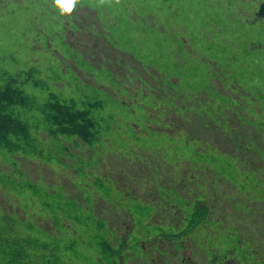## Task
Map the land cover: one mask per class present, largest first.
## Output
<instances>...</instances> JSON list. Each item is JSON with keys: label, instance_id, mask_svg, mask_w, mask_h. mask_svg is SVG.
I'll use <instances>...</instances> for the list:
<instances>
[{"label": "trees", "instance_id": "16d2710c", "mask_svg": "<svg viewBox=\"0 0 264 264\" xmlns=\"http://www.w3.org/2000/svg\"><path fill=\"white\" fill-rule=\"evenodd\" d=\"M30 1L0 0V34L9 33L0 37V186L20 200L23 215L0 226V264H220L234 258L232 251L264 264V205L256 200L263 194L253 193V175L264 183V167L252 168L256 158L264 163V0H76L68 16L55 0ZM119 9L122 16L109 23ZM159 10L164 14L153 23L149 16ZM116 23L125 27L119 43L104 33ZM134 32L146 38L143 49L130 41ZM114 44L131 57L128 70V60L118 65L109 49L112 61H96L94 53L105 47L117 53ZM64 58L76 60L75 69ZM85 66L98 76H88ZM89 77L97 85L83 79ZM46 146L57 148L55 157L39 153ZM90 159L88 173L82 165ZM232 159L240 165L241 190L230 189L245 194V203L217 188L228 178L216 162L232 169ZM32 160L52 172L74 171L110 202L128 188L134 216L151 207L143 218L153 217L158 232L134 238L132 246L126 240L133 228L127 239L117 230L122 215L95 216L92 193L83 197L86 206L67 198L70 178L31 180L20 165ZM101 162L110 168L104 176ZM29 205L40 212L29 217ZM0 207V219H8L13 210ZM57 224L67 233L58 235ZM215 227L228 238L222 253ZM226 227L235 229L232 235ZM208 228L213 253L206 257Z\"/></svg>", "mask_w": 264, "mask_h": 264}, {"label": "rangeland", "instance_id": "374dc122", "mask_svg": "<svg viewBox=\"0 0 264 264\" xmlns=\"http://www.w3.org/2000/svg\"><path fill=\"white\" fill-rule=\"evenodd\" d=\"M25 1H26V3L27 2H29V3L31 2L30 0H25ZM194 1H199V0H194ZM199 10H200V7H199ZM143 12H145V11H143ZM188 12L189 11L185 9L182 12V17L185 18V15ZM162 14H164L163 11H160V10L158 12L154 11V12H152L150 14L149 17L153 20V23H155V20L159 19L158 17H161ZM130 15H132V12H129V16ZM121 16H122V9H119L118 11H114L110 15V17H109V23H111V22L114 23L115 22V19L118 18V17H121ZM175 16H176L175 21H177L176 23L180 22L181 21V18H179V14L176 13ZM176 23H174V24H176ZM124 28L125 27L123 25H121L120 23H116V25L115 24H112L109 28H105L104 29V33L108 34L109 32H111L112 36L114 37L112 40H114V41H116V42L119 43V40H121L122 35L124 33V31H123ZM139 33H135V32L134 33H129L130 41H132L134 43V48L139 47V48H142L143 49L146 38L143 37ZM204 35H205L204 37H206V39H207V37L209 38L208 33L206 31L204 32ZM0 37L9 38V33L8 32H2L0 34ZM217 37L220 38V39H222L223 38V34L221 33V34L217 35ZM201 40L204 41L203 39H201ZM2 42H4V41H2ZM56 43L59 44V45H61V43L59 41H56ZM109 43H111V41ZM114 45L117 46V48H113V49H115L117 51V55L120 56V54H121V55H124L125 56V57H121V59L119 60V64L122 63L124 61V59L126 58L128 60V64H126V67L125 68H126V70H128V68L131 67L130 66V58L131 57L127 56L128 53L123 52V49H118V48H123L122 46H119V44H114ZM105 49H109L112 52L113 56L116 53L114 50L110 49V47H105ZM119 52H120V54H119ZM96 53L97 52L94 53V56H95L96 61H98L97 58H98V54L99 53L97 55H96ZM64 60H66V62L68 63V65H69L70 68L75 69L74 62L77 63V61L75 59H74L75 61L73 60L74 62H72V61H70V60H68L66 58H64ZM84 68H85L88 76L89 75H93V77L98 76V73H96L95 71H93L91 67L85 66ZM120 70L123 71V72L126 71V70H122V69H120ZM89 78H91V77H89ZM83 79L85 81H87V82H92V83H93V79L98 80L97 78H91L89 80H86L85 78H83ZM93 84L97 85L95 82ZM98 87H101V88L105 89L107 91V94H114V93L117 92L116 89L111 88V87L106 88V86H104V85H98ZM100 91L101 92H104L102 90H100ZM121 100H123V99H121ZM263 143H264V141H263ZM216 147L218 149V145H216ZM262 147H263V152H264V144L262 145ZM42 150H43V152H40L38 150L39 153H41L42 155L48 157V155L51 154V156L55 157L53 152L55 150L57 151V148H55L53 146H51V147L46 146V148H43ZM72 151L77 152L74 149H72ZM77 153L81 157H83L84 160H89V157L91 158V156L89 155V152L86 151V150L85 151H81V152H77ZM124 158L125 157H123V163L124 164H125V162L126 163H129L128 159L127 160H124ZM260 158H263V157L261 156ZM55 159L56 158H54L52 160V162H50V163L53 164V165H55V166H58L56 163L53 162ZM225 161H227V160H225ZM68 163H69V161H68ZM216 163H217V166H218V169H219V171H218L219 173H221V174L222 173H225V174L229 175V176L226 175V177H225V178H228L226 180V185L227 186L224 187L222 185V183H220L219 186H217V188L220 189L221 191H226L227 194H233L234 193L233 194V199L234 200H236L238 202L245 203L246 202V199H247V196L245 194H240L237 191H235V189H230V187H232V185H234L237 188L238 191L241 190L240 187H239V184H240L239 179L241 178L240 177V173H239V171L241 170L240 169V165H238V168H237V166L235 165V160H233V159H232L231 164H230V166H231L232 169H230L228 166H225V165H223V164H221L219 162H216ZM92 164H93V162L90 159V161L88 163L82 165V169L84 171H86L87 169H89V170H87V172L90 173V172H92V169L91 168H93L91 166ZM257 166L264 167V163H262L258 158L255 159V163L252 166V168H256ZM52 167L53 166H47V165L42 164V162H38V161H35V160H32V161H24L20 165V168L29 175V177H30L31 180H39L41 178L43 181H46V182L51 181V180H55L57 182H61L60 181V178L63 177L61 183H67L68 179L70 178V182H68V188L65 190L66 193H67V196L66 197L67 198L68 197L69 198L78 197V198H80L81 204H83L84 206H86V201H84L83 197H86V198L88 196L90 197V193H92L93 194V197H92L91 206H92V208L94 210V214L95 215H97L98 217H102V218H110L113 215H122L118 219L119 221H121V224H119L117 230H118L119 235L122 238H124V239H127L128 238V237H126V234L128 233L127 228H129V227H132L133 228L128 233L129 238L126 240V242H129L132 246H134L133 245L134 242H135V241H133L134 238L139 237V236H143V235L146 236L147 233L156 234L158 232L159 226H157V224H152L151 221H150V220L153 219V217H149L147 219L146 218H143L145 216H147V217L148 216H151V215H149L151 213V211H152V208L151 207L150 208L148 207L146 210H145V208H143V210H142V212H143L142 213V216L143 217H141L140 215L134 216V214H133V205L134 204H137V202L134 200V197L131 198V196L129 195V193L127 191L128 188H125V189L123 188L124 191H121L122 194H120V195H117L114 192L115 194L113 193L110 197H108V198H111L112 200H114L113 202H110L109 200H105L103 197H101L100 194L96 193L94 191V188L93 187H91L89 190L87 188H85L83 186V184H82L81 177L78 176L77 173H75L74 171H71L72 173L70 171L62 172L59 169L55 168V172H52L51 169H50ZM79 167H80V165H79ZM76 168H78V167H75V169ZM247 169H242V170H247ZM101 170H103V171L101 173H99L98 175L99 176H104L107 173V171H110V168H109V166H107L106 163L101 162ZM104 170H106V172H104ZM127 171H129V173H130V169L127 168ZM117 173H116V175L112 174V176H115V177L116 176H119L118 178H120L121 174L119 173V175H118ZM71 174H72V177H71ZM263 176H264V174H263ZM128 179L133 180V178L127 176L126 181ZM253 179L255 181V183H254L255 191L253 193L263 194L262 197H258L256 200L260 204L264 205V183L258 182L256 180V177L254 175H253ZM92 180L93 179H89V183ZM87 181H88V179H87ZM73 182H76V184L73 185L72 184ZM135 185L136 184L131 185L130 188L131 189H135L136 188V192L138 190L139 191H143L142 189H140V186H136L135 187ZM122 186L127 187V184L126 185H122ZM55 187H56V190L58 191L57 186H55ZM80 193H82L83 196ZM11 195H12L11 193H8V191L3 190V187L0 186V204H3L4 203L5 206L7 207V209L13 210L11 212V214H9V218L8 219L7 218L6 219H0V226L3 229H7V224H11L12 221H13V223H17L13 219V218L17 217V213L18 214H21V215H18L20 218H23L22 210L20 209L21 206H22L21 203H20V200L19 201L18 200H13L12 197H9ZM218 197L220 198L221 195H218ZM216 198H217V196H216ZM220 199H222V198H220ZM249 202H252L254 204V202L252 200H249ZM220 203L221 202H219V206H221V209H222L223 205L220 204ZM17 207H20V208H17ZM1 208L2 207H0V209ZM29 208H32V209H30L31 210L30 211V214L31 215L29 216V217H32L33 210L36 211L37 206L35 207L33 205H29ZM23 210H24L23 211L24 218H27L26 217L27 213H25L26 207H23ZM155 210H157V207L155 208ZM37 212H40V209H38L33 214V216H35ZM130 216H132L134 222H130L128 220V219H130ZM138 219L141 220V223L138 222ZM232 223L233 222H231V224ZM44 225L50 231L53 230L52 226H54V225H52L51 220L47 219V221H45ZM60 226H62V224L61 225H58L57 224L58 235H63L64 233H67V231H65V229L62 228V227H60ZM125 228H126V230H125ZM215 228H216L215 229V232H217V233H219L221 235V238L219 240V248L218 249H219V252L222 253L224 250L221 247V242L225 245L226 242H227V240H228V238L226 237V233L225 234H222V229L221 228H219V227H215ZM25 230L27 231L26 228H25ZM212 230H214V229L212 228L211 231H209V228H208V229L204 230L206 233L208 232L207 234H205L203 232V244L205 246V249H204L203 253H205L206 257L210 256L213 253V251H207V249L209 248L208 243L211 240V238L213 237V235L211 233ZM226 230H227L228 234L232 235L233 232H234L233 230H235V229L234 228H231V227L228 229L226 227ZM19 232H22V230L20 229ZM81 233L87 234L83 230H81ZM24 235L27 236L28 234H19L18 236L22 239V237H24ZM87 237L88 238H84V239L87 240V243H90L92 241V238L89 237V236H87ZM196 246L197 245H194L193 244L192 249L200 250V248L199 247H196ZM225 246L227 247V245H225ZM79 251H80V248H79ZM232 253H233V257H234L233 260L234 261L227 262V263H230V264H238V262L236 261V259H238V260H241V262L244 264V260L240 259L239 256L235 255L234 254V251H232ZM79 254L76 256V253H75L74 254V257L75 258H79L80 257ZM183 255H184V253H183ZM70 256L72 258H74L73 257V254H70ZM185 256H186V259H187L188 253H186ZM141 261H143V258H141ZM191 262H193V261L191 260ZM128 263L133 264L130 261ZM78 264H81V263H78Z\"/></svg>", "mask_w": 264, "mask_h": 264}, {"label": "clouds", "instance_id": "9594fccd", "mask_svg": "<svg viewBox=\"0 0 264 264\" xmlns=\"http://www.w3.org/2000/svg\"><path fill=\"white\" fill-rule=\"evenodd\" d=\"M55 6H56V8H57V10H58V12H59V14L61 16H68V15L71 14L73 8L76 7V0H55ZM107 50L108 49H103V50L97 51L96 55L99 53L97 59L100 62H102L103 60L106 61L107 58L111 60V55H109L108 53H106ZM123 52L128 53L127 51H123ZM119 54H120V52H119ZM121 57H125V56L124 55H121V54L119 56V55H117V53H115V55H114V59H118V65H119V60L121 59ZM113 69H115L118 72H123L120 69L125 70V69L121 68L120 66L118 67L115 63H114ZM124 72H126V71H124ZM124 75H130V74L127 72ZM95 216H97V215H95ZM113 216H115V215H113ZM99 218H102V217H99ZM106 219H109V218H106ZM119 224H121V223L116 224V226L118 227Z\"/></svg>", "mask_w": 264, "mask_h": 264}, {"label": "flooded vegetation", "instance_id": "af4514ba", "mask_svg": "<svg viewBox=\"0 0 264 264\" xmlns=\"http://www.w3.org/2000/svg\"><path fill=\"white\" fill-rule=\"evenodd\" d=\"M237 258V257H236ZM235 258V259H236ZM231 261H234L233 258L232 259H225L223 260V262L220 261V264H230V263H227V262H231ZM236 261L238 262V264H243L242 262H240L239 260L236 259ZM244 264H251V261L249 259L247 260H244Z\"/></svg>", "mask_w": 264, "mask_h": 264}]
</instances>
